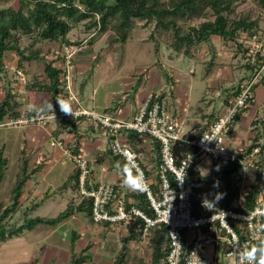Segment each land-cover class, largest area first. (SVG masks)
Wrapping results in <instances>:
<instances>
[{"label": "crops", "instance_id": "crops-1", "mask_svg": "<svg viewBox=\"0 0 264 264\" xmlns=\"http://www.w3.org/2000/svg\"><path fill=\"white\" fill-rule=\"evenodd\" d=\"M258 32L264 37V20L260 21ZM93 35L94 32L90 36ZM69 36L68 34V38ZM248 36V33L243 32L235 42L213 35L210 45L215 51V66L206 75L204 69L211 57L210 45L202 44L200 46L198 56L194 60L204 64L202 77L210 74L215 76L217 84H212L220 98V104L217 109L213 110L216 113L201 112L198 118H189L187 104L181 102L180 96L177 94L178 80L172 62L173 59L180 56L170 54L168 50L162 52L159 59H156L153 54V59L149 63L139 62V60L122 62L114 55L112 63L109 62L110 67L113 68V74L104 78L99 69L97 71L94 68H99L106 62L101 60L103 54L113 51L115 45L96 49L100 38L90 42V37L74 56L69 72L83 108L107 112L121 119L129 120L144 103L149 91L166 92L169 97L168 109L173 118L181 123L186 130L196 128L197 131H203L208 123L216 119L222 112L235 95L238 87L249 75L242 59L245 49L241 48V43L244 48L246 44V40H242V38L247 39ZM69 40L73 41L71 38ZM132 51L136 54L138 48L133 46ZM7 52L10 51L4 53L3 63L8 74L7 80L10 82L11 90L15 94V101L18 103L16 112L29 114L32 108L37 109V107L41 108L33 114L39 111L60 112L57 100L66 101L62 92H59L55 101H52L48 94L28 88V83L36 79L44 80L43 66L41 70L36 69L34 60L23 62L21 66L18 64V57L14 52L8 54L9 57L13 56V60L7 63L5 60ZM94 75V82L91 84L89 79ZM263 80L264 72L260 83H257L253 89L248 105L234 121L227 139L228 143L247 145L259 136L253 137L249 126L261 117L264 120ZM4 82V79L0 80V101L4 96L2 89ZM90 84L91 93L86 96L88 94L86 88H90ZM220 84L222 85L220 86ZM49 105L52 107L50 108ZM61 123H63L62 130L56 134ZM16 129L20 135L17 136V155L12 159L16 162L13 180L23 165L24 159L27 162V171L30 176L22 187L18 206L6 220L9 221L8 219L13 216L9 224L19 227L28 218H53L64 209L56 214H44L41 211H47V207L56 202H64L65 208L70 205L72 213L54 225L39 223L31 229L24 228L19 232L15 231L16 234L11 245L20 256L15 264H72V259L79 257L83 258L81 264H112L121 249L122 239L128 233V226L123 227L119 222L94 223L89 209L82 206V209L78 210L83 198L79 195L77 185H74L73 180L70 179V183L63 186V183L76 173L71 156L65 151V148H78L83 151L88 160L90 173L87 177V186L95 185L101 181L115 184L116 197L108 206L109 209L113 210L119 200L125 206L133 205L135 203L134 196L143 194L133 191L124 184L126 175L124 167L128 164L111 154L108 149V135L100 127H95L83 119L73 120L68 117H53L45 125L27 124ZM120 138L139 153L141 165L147 178L151 182L153 190L157 191L155 172L159 160V142L152 137L135 132H121ZM54 139L63 141L64 146L51 145V141ZM258 139L263 142L262 138ZM4 145L2 144L0 149H3V157L7 159L4 176L6 177L9 161ZM261 157L264 158V151L260 155ZM202 161L208 165V171L205 174L198 167ZM262 162L264 168V160ZM210 168V159L204 157L197 162L191 174L206 176L209 174ZM253 179L254 176L250 175L249 185ZM33 204L35 206L30 210L29 207ZM15 216L16 219H14ZM185 235L189 239L190 233L185 232ZM4 241H0V248L4 246ZM125 246L127 248L126 264L151 261L153 245L150 237L148 241L144 242L140 239L139 234L137 238L128 240ZM220 264L225 263L222 261Z\"/></svg>", "mask_w": 264, "mask_h": 264}, {"label": "built area", "instance_id": "built-area-1", "mask_svg": "<svg viewBox=\"0 0 264 264\" xmlns=\"http://www.w3.org/2000/svg\"><path fill=\"white\" fill-rule=\"evenodd\" d=\"M243 63L258 64L255 73L244 80L236 95L223 108L216 119L209 122L198 137L189 143L196 147L194 154H185L176 160L174 145L184 140L185 135L197 132L196 128L186 130L177 122L168 109V94L149 91L144 103L135 115L124 120L110 113L83 108L74 89L69 68L81 45L63 44L54 49L46 58L54 61L60 69V88L72 109V115L60 112L39 111L31 116L26 112L17 117L5 116L0 119V128H18L27 124L45 125L50 118L68 117L83 119L95 127H100L108 135V149L112 155L124 160L134 176L140 171L146 182L139 190L149 203L153 216H149L134 205L128 207L117 201L113 210L108 206L116 197L114 183L101 181L87 186L90 173L86 155L80 149L72 154L74 167L78 173L77 189L82 198L90 199V216L94 223H121L127 227L131 219L143 220L140 239H149V231L157 225L167 228L168 251L162 264H256L245 255L253 243L264 239V204L262 198L253 208L243 204L249 186V176H255L261 165L259 144L249 149L250 144H230L233 122L248 105L253 86L260 82L264 72V37L259 33L249 35L245 42ZM263 117L250 124L249 130L256 137L261 130ZM121 132H135L147 135L159 142V160L156 166L157 191H154L141 165L139 153L120 138ZM51 145L63 147V141L54 139ZM131 156V160H129ZM208 157L210 172L206 176L192 175L197 162ZM227 163H238V196L232 207L226 208L214 187L215 175ZM194 198L199 200L201 214H194ZM185 232L190 233L187 239ZM208 251V252H207Z\"/></svg>", "mask_w": 264, "mask_h": 264}, {"label": "trees", "instance_id": "trees-1", "mask_svg": "<svg viewBox=\"0 0 264 264\" xmlns=\"http://www.w3.org/2000/svg\"><path fill=\"white\" fill-rule=\"evenodd\" d=\"M2 1L0 0V2ZM255 2L259 9L256 14H252V11L249 10H238L237 0H17V6H2L0 7V80L4 79L5 82L2 86L4 96L0 101V119L5 116L17 117L19 115L16 112L18 103L15 101V94L11 90L10 82L7 80V71L3 63V55L6 51L14 52L18 57V64L21 66L23 62L43 60L44 80L36 79L27 85L29 89L48 94L50 99L55 101L56 95L62 91L59 79L60 69L54 65V61L47 60L39 48H32L37 42L56 41L61 45H77L78 42L69 40L68 33L74 26L84 22L87 31L95 29V36L91 37L90 42H93L99 35L107 34V40L110 44H122L132 39V30L137 23L136 21H141L144 27L151 25L148 41L152 45L156 59L160 58L162 48L175 56L196 59L200 46L202 44L210 45L213 35L237 42L243 32L249 35L257 33L260 20L264 16V0H255ZM194 20L201 21L192 24ZM25 37L30 38L29 45L31 48L20 47V41ZM209 50L211 57L205 66V75L215 66L214 48L210 45ZM243 64L249 71L247 77L249 79L255 73L258 64ZM238 90L234 93L235 95ZM39 108L41 107L32 108L28 115L31 116ZM63 123L60 124L56 134L62 130ZM201 132L202 130H199L192 135H185L184 140L176 142L173 150L177 161L185 154L195 153L196 147L190 144L189 140L198 137ZM258 135L250 144L249 149L256 144L258 138H262L263 142L259 145L261 155L264 151V120L261 122V130ZM69 150L74 154L78 148H69ZM263 160L264 158L261 157L260 168L245 194L243 204L246 208H253L257 200L261 198L264 204ZM6 168L7 159L3 157V149L1 148L0 183L5 176ZM238 175V163L225 164L215 175L214 184L217 182L219 184L218 187H215L216 193L219 198L220 194H224L221 202L226 208L232 207L238 196ZM28 176L30 174L24 159L23 165L15 175L11 185L9 205L0 207V240L11 235V233L5 234V229L11 226L6 219L18 206L19 196ZM70 179L76 186L78 183L77 171L63 183V186L68 185ZM134 197L135 203L133 205L152 216L153 213L146 196L139 194ZM198 203L199 200L194 198V214L202 213ZM34 206L35 204L28 207L31 210ZM82 206L90 210V199L83 198L78 210L82 209ZM71 213L72 207L68 205L53 218H28L20 224L16 232L24 228L31 229L39 223L57 224ZM142 225L143 220L141 218L134 217L131 219L128 224V233L122 239L121 249L112 264H126L127 248L125 243L137 238ZM149 237L153 245V253L151 261L146 264H162V260L168 251L166 226L152 227L149 231ZM262 245H264V239L260 243H253L249 249ZM259 255L258 252L257 257ZM82 261L83 258L81 257L73 258L72 264H81Z\"/></svg>", "mask_w": 264, "mask_h": 264}, {"label": "rangeland", "instance_id": "rangeland-1", "mask_svg": "<svg viewBox=\"0 0 264 264\" xmlns=\"http://www.w3.org/2000/svg\"><path fill=\"white\" fill-rule=\"evenodd\" d=\"M238 10L242 11H252V14L258 13L259 9L257 6V3L255 0H237ZM7 5H13L17 6V0H3L0 2V7L7 6ZM264 15V14H263ZM261 20H264V16ZM260 20V21H261ZM201 20H194L192 24H197ZM133 30H132V39L126 43H112L110 44L107 40V34L99 35L97 38H100L99 43L96 45V49L98 47H107L109 45H112L115 47L113 51H109L103 54L102 61L104 62L101 67L94 68L101 73V75L106 78L107 76H110L113 74V68L110 67L109 62L112 63L113 56H117L122 62L128 61V62H134L136 60H139V62H145L149 63L153 59V51H152V45L148 41L149 33L151 31V25L144 27L142 25L141 21H136ZM95 29H91L87 31L85 29V23L81 22L74 26L72 30L68 33L73 41L78 42L77 45L84 46L86 44V40L90 39V35L92 32H94ZM96 38V39H97ZM242 40H247L246 38ZM31 42L30 38H22L20 41V47L23 48H31V45H29ZM61 46L59 42L56 41H40L34 44L32 48L36 47L40 49V52L42 55H50V53ZM135 46L138 48V52L135 54L132 51V47ZM241 48H244V45L241 43ZM100 51V50H99ZM166 49L162 48V52H165ZM13 52H7V56H5L6 62H10L13 60V56H10L8 54ZM244 53L242 55V59L244 58ZM46 58V57H45ZM4 59V57H3ZM47 59V58H46ZM35 61V60H34ZM34 63H36V69H40L43 66V60H36ZM43 63V64H42ZM173 67L175 68V76L178 80V91L177 94L180 96L181 102H185L187 104V112L190 119L192 118H198L201 112H207V113H216V111H213L214 109H217L220 104V98L216 94V90L213 89V84H217V81L215 80V76L213 74H210L209 76L202 77V70L204 64L198 60L194 59H187L185 57L180 56L179 58L173 59L172 62ZM8 75V74H7ZM93 78L89 79V83L94 82V76ZM110 78V77H108ZM107 78V79H108ZM2 80V79H1ZM91 84L90 88L88 89V94L86 96H89L91 93ZM222 84H220L221 86ZM221 88V87H219ZM204 98V100H202ZM38 102V101H37ZM20 132L16 128L12 127H4L0 128V146L2 144H5V153L9 161L8 165V171L7 176L4 177V179L0 183V207L7 206L10 203V188L13 182V174L16 170V162L15 160H12L15 155H17V136L20 135ZM47 142V141H46ZM199 169L202 173H207L208 165L205 162H200L198 165ZM64 202H56L55 204H52V206L47 207V211H41L44 214H56L63 209H65ZM45 209V208H44ZM13 216L8 219L9 221H12ZM16 219V216L14 217ZM8 221V224H9ZM6 231V229H5ZM16 234V232H12L10 236L5 237L4 246L0 248V264H15L20 256L18 255L17 251L13 250V247L11 245L13 241V237ZM8 235V234H6ZM1 241V240H0ZM208 252V251H207ZM149 262H140L136 264H146ZM18 264V263H17Z\"/></svg>", "mask_w": 264, "mask_h": 264}, {"label": "clouds", "instance_id": "clouds-1", "mask_svg": "<svg viewBox=\"0 0 264 264\" xmlns=\"http://www.w3.org/2000/svg\"><path fill=\"white\" fill-rule=\"evenodd\" d=\"M57 103L59 105V109L62 113L68 115H72V109L68 102L58 99ZM51 108L52 106L49 105ZM129 160H131V156H129ZM125 172V180L124 184L129 187L132 190H139L143 186H145L146 182L144 180L142 172L138 171L136 176L132 175L131 168L128 165H125L124 167ZM218 182L214 184V187H218ZM224 194H220V199L223 198ZM260 253L259 257H257V253ZM247 259L249 261H255L256 264H264V245L258 246V247H251L248 249V251L245 253Z\"/></svg>", "mask_w": 264, "mask_h": 264}, {"label": "water", "instance_id": "water-1", "mask_svg": "<svg viewBox=\"0 0 264 264\" xmlns=\"http://www.w3.org/2000/svg\"><path fill=\"white\" fill-rule=\"evenodd\" d=\"M17 228L18 227H16V226L8 227V228H6L5 234H9L11 232H15L17 230Z\"/></svg>", "mask_w": 264, "mask_h": 264}]
</instances>
